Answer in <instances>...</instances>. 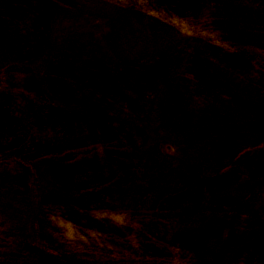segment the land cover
<instances>
[{
    "label": "trees",
    "instance_id": "obj_1",
    "mask_svg": "<svg viewBox=\"0 0 264 264\" xmlns=\"http://www.w3.org/2000/svg\"><path fill=\"white\" fill-rule=\"evenodd\" d=\"M84 1L0 0V73L3 76L0 89V172L15 179L23 188L25 184L35 186L34 183L39 181L46 182L47 191L51 193L52 190L53 194L63 188L67 192L65 201L69 209L78 215L87 213L77 216L87 221L88 226H82L84 230L77 227L82 236L67 245L72 253H64L69 258L77 253L84 257H102L113 264H180V256L187 261L180 250L171 254V258L164 254L170 245L168 227L172 218L168 212L172 195L166 193L161 197L156 194L157 183L147 174V167H143L145 161L130 155L122 161L121 151L131 147L129 141H133V136L124 132L123 125L132 122L136 106L149 103L146 112L155 113L159 120L171 118V124L175 123L181 134L179 143L185 146L207 141L213 143L207 151L216 162L209 167L219 168L216 175L220 174L218 181L224 183L225 190L235 188L229 193L246 192L264 198V157L260 158L258 154V162L255 157V163H242L241 167L227 159L232 155L229 147L220 145L218 138L223 132L215 126L226 123L218 122L217 114H214L215 110L239 111L243 114L242 121L235 124L245 131L253 128L255 121L257 127L263 122L260 113L264 108V0H127L133 21L144 28L143 35L153 36L156 32L154 25L159 23L171 30L174 39L177 86H173L166 76H159L158 83L150 88L141 85L143 76L140 72L146 70L143 64L125 67V73L113 71L110 78L111 73L106 74L107 70H96L87 74L91 77H83V63L79 60L74 70L46 61L52 53L51 39L56 25L67 18L84 16L81 13L85 9ZM64 50H68L67 53L59 50L66 56L61 55L62 59L74 61V58L78 59L72 55L74 51L86 48L71 44ZM113 79L118 85L108 86L106 81L111 83ZM149 96L153 99H148ZM93 102L100 114L98 118L91 115ZM262 131L259 128L254 137ZM125 134L128 135L126 143ZM249 136L250 132L247 139L242 140L243 144L246 143L243 154L250 153V142L254 143L252 148L258 149V144L261 145L258 136L253 141L248 139ZM92 138H95L93 142ZM93 145L108 149L111 157L107 155V163L101 168L107 166L113 175L96 178L86 173V163L74 164L82 152L88 156L96 153ZM72 153L73 157L69 159ZM240 153L233 158L239 159L243 155ZM58 157L66 165L65 170L53 171L51 176L50 169L58 166ZM219 157H223L222 161ZM203 158L207 160L205 156ZM119 164H122V170L115 171ZM176 165L191 176L188 161ZM44 167L48 169L44 171ZM200 175V172L196 173V177ZM214 181V178L202 179L200 187L207 190L205 194L210 196V204L217 206L216 202L220 201L227 205L228 201L216 193L222 188ZM211 183L215 186L213 189ZM130 187H137L136 198H133L139 201L138 205L145 212L138 209L141 216L136 217L138 227L132 225L128 231L126 238L131 245L119 252L123 255L111 252L109 255L105 251L107 247H96V243L103 239L96 236L97 230L112 229L114 225L111 221L113 213L107 212L105 203L111 199L109 192L118 197V194L132 190ZM46 205L49 207H45V219L51 221L54 218L69 231L70 220L66 218V223L61 217L66 214L62 206ZM148 205L150 209L146 208ZM2 218L0 214V264H27L26 253L18 255V250L13 249L8 241V234L6 240ZM150 218L154 219V225L156 223L154 230L144 223L152 224L148 221ZM249 233L245 227L241 238ZM105 234L102 232L103 236ZM87 241L94 245L89 246ZM244 242H230L227 253L229 258L232 256V263L248 264L245 251L252 253L253 258L263 255L256 242ZM239 246L241 250H238ZM152 248L157 250L152 251Z\"/></svg>",
    "mask_w": 264,
    "mask_h": 264
},
{
    "label": "rangeland",
    "instance_id": "obj_2",
    "mask_svg": "<svg viewBox=\"0 0 264 264\" xmlns=\"http://www.w3.org/2000/svg\"><path fill=\"white\" fill-rule=\"evenodd\" d=\"M84 2L85 9L81 12L84 16L79 19L67 18L59 21L56 25L55 34L51 39L52 53L46 59L49 64L57 63V65L74 70L78 67L77 60H79L83 63V77L100 70H107L106 74L113 71L118 74L125 73V67L143 64L146 70L140 72L144 80L141 82L142 87L155 86L159 76H166L171 80L173 86H177L178 77L175 71L177 66H174V39L171 30L165 25L155 23L156 32L154 35H143L144 28L133 21L131 6L127 0H85ZM70 40L74 42H68ZM71 44L84 47L86 50L74 51L72 55L77 56L78 59L65 61L62 59L63 55L60 51L67 53L68 50H64V48ZM88 63L95 65L90 66ZM112 75L113 73L109 74V77L111 78ZM2 80L3 76L0 73V89ZM106 83L108 86L117 84L114 79L111 83L108 81ZM109 99L108 101H110ZM148 99H153V97L149 96ZM141 105L136 106L137 111L131 116L132 122L123 125L124 132L133 136V141H129L132 143L131 147L123 148L121 151L124 156L122 161H125L128 155L139 161H145L143 167H147V174L157 183L156 194L161 197L166 193L172 195L169 198L171 206L168 212L172 218L171 225L168 227L169 232L171 231L170 245L164 254L171 258V254L180 250L181 255L183 252L187 257L185 258L187 261H184L180 256V264H235L232 263V256L229 258L227 253V248L231 247L230 242L237 244L254 241L257 243V249L263 251V255L253 258L255 256L252 253L245 251L246 261L248 264H264V198L250 196L246 192L229 193L236 190L235 188L234 190H229V188L225 190L224 183L218 181L221 178L220 174L216 175L219 168L210 169L209 167L213 162H216L207 151L208 149L210 151L209 147L213 143L207 141L186 146L179 143L181 134L177 132L175 123L171 124V118L159 120L155 113L148 110L146 112L145 109L149 103L145 102ZM91 107H93L92 118H98L100 114L94 102L91 103ZM214 114H217L218 122L226 123L215 126L223 132V135L218 138L220 145L229 147V153L232 155L227 159H231L234 165L241 167L242 163H255V157L258 158L257 162L259 157H264V108L260 113L263 122L261 121L262 123H259L257 127V121H255V126L248 129L251 136L248 139L253 141L258 136L257 139L261 145L258 144V149L252 148L254 143L250 144V142L249 146L251 147L248 148L250 153L245 152L244 154L242 151H244L246 143L243 144L242 140L247 139L249 132L242 127L238 128L235 124L239 120L242 121L243 114L239 111L229 110H219V112L215 110ZM259 128L263 131L254 137ZM127 134H125L127 138L125 143L128 142ZM94 139L92 138L91 142ZM161 140L164 141L160 142ZM158 143L160 144L158 145ZM92 148L96 153L88 156L82 152V156L77 155L74 164L78 166L83 162L86 163L84 167L86 173L92 174L96 178L113 175H110L111 171L107 169V166L105 169L101 168L107 163V155L111 157L108 149L98 145H93ZM169 148L171 151L168 150ZM238 153L243 155L235 160L233 155ZM72 157L73 153L68 158ZM222 158L219 157L220 160ZM58 159L59 161L56 163L58 166L50 169L51 176H53V171L65 170L64 166L66 165H63L64 162L60 157ZM181 161L190 163L192 170L190 177L187 171L182 172L178 169L179 166L176 164ZM95 165L96 167H93ZM68 167L71 168L69 165ZM46 169L48 168L43 170L46 171ZM116 170H122V164H119ZM197 172H200L203 178L201 175L196 177ZM151 175H154V178ZM213 178L217 186L222 188L216 193L228 201L226 203L229 204L228 207L220 201L216 202L217 206L213 203L210 204L211 198L205 194L207 190L200 187L202 179L212 180ZM213 183L210 184L212 189L215 187ZM34 184L35 186L25 184V188H23L15 179L0 172V214L3 216L2 223L6 227V240L8 234V241L12 244L13 249L18 250V255L26 253L27 264H113L114 262L110 263L102 257H84L74 253L69 258L64 253L70 252L68 244L71 245V242L75 241L78 236H82L78 228L83 229L82 226H88L87 221L77 217L85 216L87 213L81 212L78 215L69 209L65 201L67 192L63 188V192L53 194L52 190L51 193L47 191L49 188L46 182L39 181ZM136 188L132 187V190H128L127 194H118V197H114L112 192L108 194L111 199L109 198L105 204H107V212L113 213L111 221L114 225L112 229L106 227L101 230L106 233L104 236L100 230H97L96 236H101L103 239L96 243V247L104 249L107 247L108 250L105 251L109 255L110 252L114 255H123L119 252L131 245L126 238L128 231L132 225L133 228L137 229L138 227V218L136 220V217H141L138 209L145 212L141 205H138L139 201L133 198H136L134 196ZM50 203H53L55 207L62 206L66 214L61 217L66 223H68L66 218L70 220L69 231L67 226L59 225L54 218L51 221L45 219V207H49L46 204ZM150 207L148 205L146 208L150 209ZM92 217V219L95 218L94 214ZM97 220L104 222L103 219ZM153 220V218L148 219L149 222H153ZM144 223L153 230L156 228L154 222L152 224ZM245 227L249 229L250 233L245 238H241ZM122 234L125 237H122ZM60 238L66 241H62ZM125 238L127 241L117 240ZM87 243L91 247L94 245L88 241ZM245 248L246 246L243 247V249ZM154 250L157 249L152 248V251ZM238 250H241L240 246ZM11 255L13 258V252ZM239 255L242 256V251L239 252ZM106 256L108 255L106 254Z\"/></svg>",
    "mask_w": 264,
    "mask_h": 264
}]
</instances>
